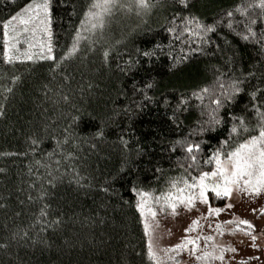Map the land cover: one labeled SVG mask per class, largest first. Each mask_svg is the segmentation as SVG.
<instances>
[{
	"label": "trees",
	"instance_id": "obj_1",
	"mask_svg": "<svg viewBox=\"0 0 264 264\" xmlns=\"http://www.w3.org/2000/svg\"><path fill=\"white\" fill-rule=\"evenodd\" d=\"M28 2L0 0V24ZM91 2L53 0L54 60L7 63L0 27V264H154L133 189L175 191L258 134L264 16L237 11L258 0H118L85 32ZM77 31L86 39L69 54ZM237 118L249 132L231 133ZM187 144L201 147L194 167Z\"/></svg>",
	"mask_w": 264,
	"mask_h": 264
},
{
	"label": "snow or ice",
	"instance_id": "obj_2",
	"mask_svg": "<svg viewBox=\"0 0 264 264\" xmlns=\"http://www.w3.org/2000/svg\"><path fill=\"white\" fill-rule=\"evenodd\" d=\"M118 0H92L88 11L85 12L84 18L81 20L80 27L85 32H91L92 30L103 27V15L105 13H110V10L116 6ZM140 8L149 7V0H135ZM177 2L184 6L189 7V0H177ZM52 3L53 0H29L19 11L12 15L9 19L0 24L3 29V57L7 63H13L15 61L24 60L32 61L34 59L40 60H54L53 56V45L51 42L52 38ZM261 9V15L264 16V0H258L255 5L248 4L246 8H237V11L247 15L248 9L250 8ZM229 17L233 15L231 11L227 13ZM195 19V18H193ZM188 23H192L189 20ZM256 20H250V24H255ZM196 27L198 29H203L205 32L215 31L214 26H204L197 20ZM231 27V25H229ZM248 30V35L243 36V39H249V36L255 37L256 32L252 30L250 26H246ZM172 31V29H169ZM38 33H43L46 36L44 41H32L36 40ZM23 34H29V38H25L24 43L28 44V50L22 54L19 52L17 45L21 43L20 37ZM197 34L198 33H194ZM82 39H86L82 35L81 31L76 32L74 37V42L69 54L77 51L79 43ZM264 39V35H262ZM39 47V53H32L31 49ZM153 53L144 52L143 55L149 56ZM107 57L108 53H104ZM175 67V65H173ZM16 79H19L18 77ZM152 85L149 84L148 87ZM11 91V89H8ZM209 89H203V92L207 93ZM241 89L238 85L233 86V92L238 93ZM255 93H252L253 98ZM232 97L229 96L228 99ZM184 103V101H182ZM217 108L221 106L222 101L216 99L213 101ZM2 114V112H0ZM259 117L258 123V134L251 135L250 138L244 140L243 143H239L233 147V150L225 152L223 148L217 149L210 158L204 161L205 164H215V168L210 172H201L198 177H192V182L189 183L188 180H183V187H177V182L172 183V188L175 189V194L172 191L156 197L150 192H145L140 189L134 188L133 191L139 197L136 204L142 217H144V231L146 235L151 236L152 224L149 222V218L155 220L157 216V211L154 205H160V211L163 212L165 208H170L173 215L176 214V209L179 205H184L186 208L191 210L195 207L197 201L208 204V193L211 191L215 194L216 198L231 197L233 190L247 192L249 194H255L256 196L264 193V112H260L258 109L256 111ZM239 119V128L233 125L231 128L232 134H238L239 131L249 132L250 129L244 126V121L242 118ZM213 123L219 124L220 120L218 118H213ZM36 143V141H33ZM225 145L228 141L223 142ZM177 144L184 146L183 141H177ZM188 156L187 159L192 161L189 167H194L197 164V157L194 152L201 151L200 144H187L184 148ZM226 208H233L234 205L227 204ZM225 209L222 208H212L209 206L208 215L219 216L221 212ZM255 213L257 209H252ZM259 211L264 214V208L259 209ZM229 225H235L230 231L235 234L237 232H242L245 235H251L252 241L257 240L256 235H252L251 231L254 230L255 226L246 219H240L239 217L234 218L225 222ZM199 220H193L192 224L185 229L186 232L195 231L199 227ZM246 226V227H243ZM216 229L223 235V226L220 224L216 225ZM200 237L195 239L191 237H185L181 243H178L174 248L165 250L166 252L180 251L188 248L192 245V253L195 255L196 250L199 248L198 240ZM206 241H212L213 236L203 237ZM255 247L256 245L253 244ZM229 251L235 252V248L228 249ZM224 249L221 248L220 255H214L213 252L205 251L201 255L196 256L197 260L207 261L209 259L224 260L223 256ZM148 259L153 261L154 264H162L161 258L157 255L154 250V245L151 239L148 242ZM169 260H173L174 257L169 256ZM244 264V262H241Z\"/></svg>",
	"mask_w": 264,
	"mask_h": 264
},
{
	"label": "rangeland",
	"instance_id": "obj_3",
	"mask_svg": "<svg viewBox=\"0 0 264 264\" xmlns=\"http://www.w3.org/2000/svg\"><path fill=\"white\" fill-rule=\"evenodd\" d=\"M26 37L31 38L29 34H23L20 37L21 43L19 45L21 46L17 45L21 54L28 50V44L23 42ZM46 39L43 33H38L36 40L32 42L35 43L36 41H44ZM31 51L36 54L39 53L40 49L37 46L32 48ZM183 186L182 183L178 187ZM172 192L175 194V191ZM227 204H232L234 207L226 208ZM210 206L225 210L219 216H209V203L203 204L197 201L195 207L191 210L185 207V211L179 213L177 209L180 207H177V212L173 215L170 208H165L161 212L160 205H154L157 216L155 220L149 218V222L152 224V232L151 236L147 235V242H149V239L152 240L154 250L161 258L162 264H241V262H244V264H264V234L262 233L264 225L261 221H258L259 219H264V214L259 211V209L264 208V193L256 196L255 194L233 190L231 197H225V201L221 205ZM254 208L257 209L255 213L252 211ZM236 217L249 220L255 226L254 230L249 231H251L252 235L257 236L256 241H252L251 235H245L242 232L233 234L230 231L235 225H229L225 222L233 220ZM193 220H199L200 226L195 231L186 232L185 229L192 224ZM217 224L223 226V235L216 229ZM209 235L214 237L212 241L203 239V237ZM185 237L193 239L200 237L197 241L199 248L196 250L195 255L191 251L192 245L178 252L165 251L174 248ZM253 244L256 246L254 247ZM221 248L224 249V260L209 259L201 261L196 259V256L201 255L205 251L213 252L214 255H220ZM230 248H235L236 251H229L228 249ZM169 256L174 257V259L169 260Z\"/></svg>",
	"mask_w": 264,
	"mask_h": 264
}]
</instances>
